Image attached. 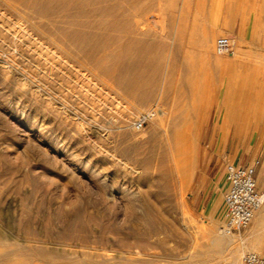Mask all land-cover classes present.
<instances>
[{
	"label": "rangeland",
	"instance_id": "1",
	"mask_svg": "<svg viewBox=\"0 0 264 264\" xmlns=\"http://www.w3.org/2000/svg\"><path fill=\"white\" fill-rule=\"evenodd\" d=\"M235 2L264 14V0H0V264H244L259 253L245 229L209 254L226 164L264 178V24L229 35L232 55L215 51ZM130 42L148 63L149 99L118 82ZM160 108L176 115L172 130H191L189 174L165 147L174 134L153 137L152 119L135 128Z\"/></svg>",
	"mask_w": 264,
	"mask_h": 264
},
{
	"label": "bare ground",
	"instance_id": "2",
	"mask_svg": "<svg viewBox=\"0 0 264 264\" xmlns=\"http://www.w3.org/2000/svg\"><path fill=\"white\" fill-rule=\"evenodd\" d=\"M44 2V1H43ZM42 2V3H43ZM42 12V11H41ZM92 24V23H91ZM102 24V23H101ZM101 26V25H100ZM38 28V27H37ZM40 30V29H39ZM48 31V30H47ZM111 36V35H110ZM211 39L212 37H206L204 41H202V47H203V50H204V55L205 57H207L208 59H211L210 56H211ZM107 45V44H106ZM99 46V45H98ZM84 49V47H82ZM91 49V48H89ZM105 50V49H103ZM67 51V50H65ZM81 51V50H80ZM125 51V54L128 55V59L127 60H122L120 62V67H119V70H120V75H118V82L121 86L125 87V88H133V89H136L138 90L139 92V97L143 100V99H149L151 96H152V91L150 90V88L148 86H150L152 84V82L150 83V85L148 83H146L145 81H142V78H141V75L139 74V70L142 68L143 64H145L146 62H144L143 58L141 57H138L136 55V52L134 50V45H133V42H130V44L128 46H126V48L124 49ZM100 54V53H99ZM73 56V55H72ZM99 57V56H98ZM76 58V57H75ZM214 63L217 64V65H221L222 64L219 62V59L218 58H214ZM121 60V59H120ZM148 64V63H146ZM226 66V65H225ZM86 67V66H85ZM88 67V66H87ZM97 67V66H96ZM228 67V66H227ZM91 69V68H90ZM97 69V68H96ZM157 67L156 66H152V70H156ZM257 70H258V73L264 77V60H259L257 62ZM256 70V71H257ZM93 71V70H92ZM97 73V72H96ZM259 76V75H258ZM146 79V78H144ZM147 80V79H146ZM116 81V80H115ZM120 89V88H119ZM135 90V91H136ZM260 90V89H259ZM133 91V90H132ZM136 97V96H134ZM245 109V108H244ZM250 112V111H249ZM254 116V115H253ZM245 118V117H244ZM172 119L176 120V115H172L170 114V112L168 110H165L163 108H160V109H156L155 110V114L154 116L152 117V120H153V123L155 124V128H154V132H153V137H158L160 136L161 134V129H164L166 131V134H169V133H172L174 134V138H167L168 139V144L166 147V149H168V151H172L174 152V157L176 160H177V163H178V167L183 169L184 172H186V174H189V172L191 171V166H192V159H189L190 157V151L192 150V145H189L187 144V141L189 140L190 137H187L190 133H191V130H188L187 127H185L186 129H175V130H172V127H168L170 122L172 121ZM224 116L222 117L221 119V123L223 124V121H224ZM227 121V120H226ZM177 122L174 121V125H177L176 124ZM172 124V123H171ZM182 124V123H181ZM173 126V125H172ZM179 126V125H178ZM182 126V125H181ZM193 126V125H192ZM180 127V126H179ZM192 129V128H191ZM163 131V130H162ZM241 131V130H240ZM195 133V132H194ZM165 135V133H164ZM161 137V136H160ZM192 140V139H191ZM166 143V142H165ZM163 149V148H162ZM161 149V150H162ZM153 150V149H152ZM153 152V151H152ZM151 152V153H152ZM114 155V154H113ZM167 155V154H166ZM163 156V155H162ZM181 157V158H180ZM118 158V157H117ZM135 158V157H134ZM122 161V160H121ZM159 161V160H158ZM162 163V162H161ZM139 169V168H138ZM137 170V169H136ZM138 171V170H137ZM122 193V192H121ZM106 195V194H105ZM144 200V199H143ZM105 201V200H104ZM89 204V203H88ZM146 205H149V204H146ZM264 207V203L262 205V207L260 209H262ZM139 208V207H138ZM109 209V208H108ZM107 209V210H108ZM259 209V210H260ZM151 218V217H150ZM141 219V218H140ZM255 219H256V215H255ZM138 220V219H137ZM75 222V221H74ZM139 226V225H138ZM212 234V233H211ZM226 236L229 237L230 241L227 240ZM213 243L215 244V249H211L209 251V254H220V248L221 246H223L224 244L226 243H229V242H233L234 240H232V235H226L224 234L223 231H219L218 233L215 232L213 234ZM260 238V236H259ZM247 243L248 240H247ZM41 244V243H40ZM40 244H37V245H40ZM250 244V243H249ZM36 245V247H37ZM248 244L245 245V247L247 246ZM41 246V245H40ZM39 246V248H40ZM33 247V246H32ZM43 247V246H41ZM218 247V248H217ZM46 248V247H45ZM213 248V247H211ZM231 248V247H230ZM233 248V247H232ZM34 249V247H33ZM223 249V248H222ZM241 249V247L239 248H233V252L232 253H237L238 254V251ZM47 250V249H46ZM225 251V249H224ZM222 252V251H221ZM243 252V251H242ZM235 253V255H236ZM213 254V255H214ZM43 255V254H42ZM7 256V255H6ZM217 256V255H216ZM223 256V255H222ZM221 256V258H222ZM5 257V256H4ZM213 257V256H212ZM224 257V256H223ZM8 258V257H6ZM167 258V257H166ZM205 258V257H204ZM211 258V257H210ZM130 259V258H129ZM197 258L196 256H194L193 258H191L192 261H196ZM235 259V258H234ZM237 259V257H236ZM235 259V260H236ZM146 260V259H145ZM147 260H151L150 258L147 259ZM146 260V262H147ZM167 260V259H165ZM203 260V259H201ZM124 261V260H123ZM126 261H130V260H126ZM155 261V260H154ZM170 261V260H168ZM175 262V264H180L178 263L177 261L175 260H172ZM198 261V260H197ZM240 261V259H239ZM238 261V262H239ZM134 262L136 261H133L132 264H134ZM139 262V261H138ZM136 262V263H138ZM153 262V260H152ZM171 262V261H170ZM140 263V262H139ZM168 263V262H167ZM173 263V262H172ZM237 263V262H236ZM95 264V263H94ZM97 264V263H96ZM99 264V263H98ZM107 264V263H106ZM112 264V263H110ZM115 264V263H114ZM119 264V262H118ZM126 264V262H125ZM130 264V263H128ZM159 264V262H158ZM239 264V263H238Z\"/></svg>",
	"mask_w": 264,
	"mask_h": 264
},
{
	"label": "built area",
	"instance_id": "3",
	"mask_svg": "<svg viewBox=\"0 0 264 264\" xmlns=\"http://www.w3.org/2000/svg\"><path fill=\"white\" fill-rule=\"evenodd\" d=\"M234 46V39L229 35L220 36L215 41V51L219 55H232ZM154 114L155 110L142 113L135 122V128L142 129ZM256 175V167L253 165L226 164L225 180L228 189L224 196L226 207V218L222 226L224 234H240L249 227L257 211L262 207L264 190L258 187ZM242 260L244 264H264V256L256 252L244 254Z\"/></svg>",
	"mask_w": 264,
	"mask_h": 264
},
{
	"label": "crops",
	"instance_id": "4",
	"mask_svg": "<svg viewBox=\"0 0 264 264\" xmlns=\"http://www.w3.org/2000/svg\"><path fill=\"white\" fill-rule=\"evenodd\" d=\"M230 23L225 29L228 35L235 34L240 39H244L247 35L250 27H258L260 24H264V14L263 16L259 14L258 11H251L247 6H239L237 2L233 4L230 8ZM258 187L264 190V178L262 177L261 171L256 175ZM246 239L250 246L255 247L259 254L264 256V207L257 211L256 219L254 217L253 221L249 227L244 232ZM260 236V238H259Z\"/></svg>",
	"mask_w": 264,
	"mask_h": 264
}]
</instances>
